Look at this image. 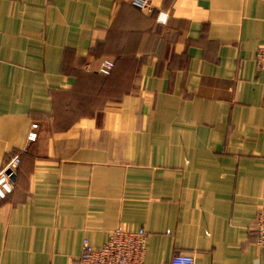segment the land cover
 I'll return each instance as SVG.
<instances>
[{
	"label": "crops",
	"instance_id": "crops-1",
	"mask_svg": "<svg viewBox=\"0 0 264 264\" xmlns=\"http://www.w3.org/2000/svg\"><path fill=\"white\" fill-rule=\"evenodd\" d=\"M261 44L264 0H0V264H72L117 227L145 264H264Z\"/></svg>",
	"mask_w": 264,
	"mask_h": 264
},
{
	"label": "built area",
	"instance_id": "built-area-1",
	"mask_svg": "<svg viewBox=\"0 0 264 264\" xmlns=\"http://www.w3.org/2000/svg\"><path fill=\"white\" fill-rule=\"evenodd\" d=\"M135 7L149 9L151 0H132ZM167 14H160L159 20L166 22ZM258 71L264 80V44H261L255 54ZM107 68L112 63L105 62ZM28 134V140L34 141L38 136V124L34 123ZM20 163L19 154L8 158L5 167L0 170V202L7 199L14 190V176ZM256 244L264 247V204L259 208L254 225ZM148 233L144 228L129 229L117 227L111 231L107 241L101 247H94L88 240H84L82 250L72 264H145ZM171 264H195L192 254L176 252L171 258Z\"/></svg>",
	"mask_w": 264,
	"mask_h": 264
},
{
	"label": "rangeland",
	"instance_id": "rangeland-1",
	"mask_svg": "<svg viewBox=\"0 0 264 264\" xmlns=\"http://www.w3.org/2000/svg\"><path fill=\"white\" fill-rule=\"evenodd\" d=\"M17 173V172H16ZM16 175V174H15Z\"/></svg>",
	"mask_w": 264,
	"mask_h": 264
}]
</instances>
